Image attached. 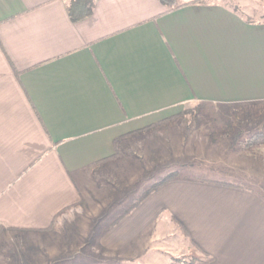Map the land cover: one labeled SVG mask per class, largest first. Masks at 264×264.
Segmentation results:
<instances>
[{
  "label": "crops",
  "instance_id": "obj_1",
  "mask_svg": "<svg viewBox=\"0 0 264 264\" xmlns=\"http://www.w3.org/2000/svg\"><path fill=\"white\" fill-rule=\"evenodd\" d=\"M252 100H264V19L229 4L96 0L73 21L67 0H0V252L93 209L102 263H134L176 224L201 264H264V174L241 157L198 146L205 176L134 200L135 131Z\"/></svg>",
  "mask_w": 264,
  "mask_h": 264
},
{
  "label": "rangeland",
  "instance_id": "obj_2",
  "mask_svg": "<svg viewBox=\"0 0 264 264\" xmlns=\"http://www.w3.org/2000/svg\"><path fill=\"white\" fill-rule=\"evenodd\" d=\"M204 1L229 4L255 21L264 19V2L260 0ZM220 110L222 118L234 126L228 136L214 139L210 135L213 130L212 119L204 117L201 127H197L189 114L181 121L180 126L143 128L146 129L144 133L134 135V200L147 193L146 189L150 190L165 176H205L207 172L202 166L204 157H194L198 146L203 147L206 156L214 151L225 158L224 161L241 157L251 171L257 173L258 178L260 174H264V142L248 150H245L242 143L252 135L264 131V100L227 103ZM146 136L147 142H135ZM92 210L84 209L75 216L66 218L56 226V231L49 238L20 237L15 240L9 235L7 242L2 240L0 264H170L173 257H200L194 245L181 235L183 229L176 224H170L173 233L166 235V238L155 239L152 246L154 249L143 252L134 263H102L99 258L103 254L99 253L97 237L107 223L99 220V215L93 214ZM68 231L76 236L75 255H72V250L67 249L66 244L70 240L67 238ZM90 251L94 252L93 255H90Z\"/></svg>",
  "mask_w": 264,
  "mask_h": 264
},
{
  "label": "trees",
  "instance_id": "obj_3",
  "mask_svg": "<svg viewBox=\"0 0 264 264\" xmlns=\"http://www.w3.org/2000/svg\"><path fill=\"white\" fill-rule=\"evenodd\" d=\"M165 5H167L170 9H175L178 7H182L192 3H207L204 0H188L184 2H180L179 0H161ZM96 5V0H67V9L70 17L73 21H78L83 18L88 17L94 11ZM236 10L242 12V10L235 7ZM248 21L254 22V20L247 17ZM185 114V116H184ZM187 114L194 119L196 126L199 127L203 121L204 117L212 119L213 122V130L211 132V136L215 139L219 136H228L232 131L234 126L228 120H224L222 118L221 112L216 108L215 104L210 101H202L200 102L196 108L187 109L182 115L187 118ZM146 129H151L148 127ZM146 129H141L139 131L134 132V135L142 134L146 131ZM264 142V131L256 133L249 137L247 140H244L243 147L244 148H255L260 143ZM116 148L119 149V144L116 142ZM173 178V175L165 176L161 181H159L155 186L163 184L170 179ZM205 262L199 256H193L191 259L185 257H173L171 264H201Z\"/></svg>",
  "mask_w": 264,
  "mask_h": 264
}]
</instances>
